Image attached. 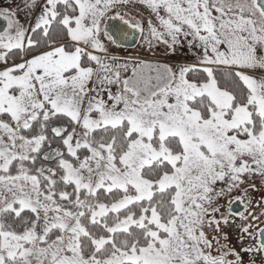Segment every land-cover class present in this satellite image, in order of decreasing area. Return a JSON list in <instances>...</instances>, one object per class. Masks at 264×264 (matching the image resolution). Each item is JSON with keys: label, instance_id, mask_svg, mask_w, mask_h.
Here are the masks:
<instances>
[{"label": "snow or ice", "instance_id": "6c2138e0", "mask_svg": "<svg viewBox=\"0 0 264 264\" xmlns=\"http://www.w3.org/2000/svg\"><path fill=\"white\" fill-rule=\"evenodd\" d=\"M0 21V264H264V0H23ZM136 34L194 61L110 51Z\"/></svg>", "mask_w": 264, "mask_h": 264}, {"label": "rangeland", "instance_id": "374dc122", "mask_svg": "<svg viewBox=\"0 0 264 264\" xmlns=\"http://www.w3.org/2000/svg\"><path fill=\"white\" fill-rule=\"evenodd\" d=\"M233 2H235V0H233ZM7 6H11L13 8L20 6V8H23V4L18 5L14 3V0H12L9 3H6L4 6L1 7H7ZM123 10L129 11L130 13L137 15L139 17L144 18L145 20L148 17V10L143 8L142 6H137V7H126ZM18 19L21 20V22L27 23V16L26 13H24L23 11L18 13ZM139 34H137V39L133 42L132 45L130 46H118V45H112L110 46V51L115 54L118 55L120 57H128L131 59H135V58H146L149 61L152 62H164V63H168L170 65H176V64H186V63H192L194 61V56L192 54L191 51H189L187 49V45L186 44H182L178 49L177 52L175 53V55L172 56H168L166 54H164L163 48L159 47L156 48L153 51H149L147 46L138 39ZM0 67H2V65H0ZM130 74V72L128 73ZM115 90V89H113ZM254 183H256L257 185H259V180H255ZM224 187L223 182L218 183L217 188H221ZM237 193L233 192L232 195L235 196ZM262 195V193L258 192V191H253L252 192V197L255 200L259 199L260 196ZM221 203H225V200H221ZM242 210V209H241ZM257 211H259L257 209ZM261 219H264V217H262ZM237 236L238 234L233 232L232 233V237H231V243L236 246L237 248H239V242L237 240Z\"/></svg>", "mask_w": 264, "mask_h": 264}, {"label": "water", "instance_id": "95a60500", "mask_svg": "<svg viewBox=\"0 0 264 264\" xmlns=\"http://www.w3.org/2000/svg\"><path fill=\"white\" fill-rule=\"evenodd\" d=\"M124 11H126V10H124ZM130 14H132V13H130ZM133 15H134V14H133ZM109 23L113 26L112 30L115 31V30H116V29H115V26H116L117 24H119V21H110ZM2 25H3V21H0V26H2ZM130 34H131V33H130ZM136 39H137V34H136V37H135V38L130 39V40L126 41V42H123V46H130V45H132L133 42H134ZM233 207H234V209H240V205H239V204H234Z\"/></svg>", "mask_w": 264, "mask_h": 264}, {"label": "trees", "instance_id": "16d2710c", "mask_svg": "<svg viewBox=\"0 0 264 264\" xmlns=\"http://www.w3.org/2000/svg\"><path fill=\"white\" fill-rule=\"evenodd\" d=\"M63 42V41H61ZM229 70L227 68H223L221 70H219L217 72V76H218V79L220 80L221 84L227 86V81L225 79V76H226V73L228 72Z\"/></svg>", "mask_w": 264, "mask_h": 264}, {"label": "built area", "instance_id": "2783aa9c", "mask_svg": "<svg viewBox=\"0 0 264 264\" xmlns=\"http://www.w3.org/2000/svg\"><path fill=\"white\" fill-rule=\"evenodd\" d=\"M12 0H0V6L5 5L6 3L11 2Z\"/></svg>", "mask_w": 264, "mask_h": 264}, {"label": "crops", "instance_id": "0c3cea01", "mask_svg": "<svg viewBox=\"0 0 264 264\" xmlns=\"http://www.w3.org/2000/svg\"><path fill=\"white\" fill-rule=\"evenodd\" d=\"M14 3L18 4V5H21V4H23V0H14Z\"/></svg>", "mask_w": 264, "mask_h": 264}]
</instances>
